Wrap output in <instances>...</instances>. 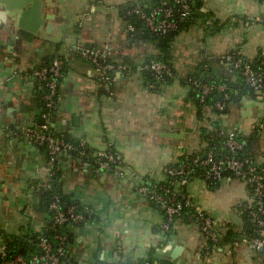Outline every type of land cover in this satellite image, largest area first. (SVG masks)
<instances>
[{"label":"crops","instance_id":"0c3cea01","mask_svg":"<svg viewBox=\"0 0 264 264\" xmlns=\"http://www.w3.org/2000/svg\"><path fill=\"white\" fill-rule=\"evenodd\" d=\"M40 35L20 28L8 17L0 20V245L5 235L30 239L50 223L39 206L32 186L49 181L47 150L8 133L39 126L44 118L43 85L34 71L55 55L66 62L60 86L58 109L49 123L54 135L85 140L93 156L113 148L135 176L120 178L111 171H96L94 161L77 153L59 157V189L89 206L88 223L70 224V261L62 264H119L164 256L160 250L171 243L182 247L178 264H264V254L250 244L238 242L211 250L201 228L182 216L176 218L167 236L165 215L138 184L168 181L166 169L185 157L205 154L204 128L221 126L227 132L249 136L264 120V89L255 95H237L229 112L217 116L202 110L190 85L203 64L213 78L228 79L241 86L223 56L241 50L249 62L263 61L264 0H232L225 21L203 31L194 24L182 31L172 46L176 76L158 90H150L139 72L119 75L109 87L101 86L93 65L76 52L77 45L93 46L112 61L140 66L156 53L154 45L132 41L124 9L141 0H46ZM205 9V8H204ZM5 10L0 5V13ZM45 120V119H44ZM20 139V141H16ZM254 159L264 162V137L254 141ZM184 190L197 207L225 232L243 229L244 207L251 190L242 180H222L209 185L195 177Z\"/></svg>","mask_w":264,"mask_h":264},{"label":"built area","instance_id":"2783aa9c","mask_svg":"<svg viewBox=\"0 0 264 264\" xmlns=\"http://www.w3.org/2000/svg\"><path fill=\"white\" fill-rule=\"evenodd\" d=\"M92 7H95L99 0H88ZM206 12L205 9H203ZM193 13V6L190 0H159L156 7L146 11L144 7L137 5L127 11L128 15H138L145 28L154 33H167L175 31L179 23L189 19ZM264 21V17L259 19ZM129 33L135 32L137 27L131 23L127 24ZM76 52L78 55L90 62L95 71L97 82L103 87H109L117 81L119 75H127L131 72V67L125 63L116 62L108 59L107 55L93 46L77 45ZM64 59L57 56L50 65H44L34 71L35 76L43 85V102L46 107L44 113L45 124L43 126H27L21 130H12L8 133L9 137L28 138L29 142L38 144L47 150L48 155V177L49 181L37 183L32 186L34 192L40 193L44 190L53 189L51 177L60 171L58 164L59 157L64 152L77 153L82 158L90 159L91 147L85 140L70 141L54 135L50 130L49 120L52 114L58 109L60 102V80L63 78ZM222 62L231 68L241 72L244 83L253 89L256 93L264 89V69L254 66L248 62L241 50L227 53L222 58ZM139 71H148L157 80V83L150 82L147 84L148 89L157 90L166 82L176 76L173 67L165 62L151 60L142 63ZM158 83H161L158 87ZM158 84V85H157ZM192 89L198 94L201 102H204L209 96L216 95L218 100L214 109L218 111L219 116L227 107V101L230 99L228 86L225 83L206 82L201 78L194 77L190 79ZM220 95V97H218ZM211 139L216 136L225 135L226 146L231 151L243 149L246 144L238 139L237 131L224 132L217 129L212 130ZM261 136L264 137V130H261ZM96 171H111L120 178L135 176L129 171L119 154L112 148L108 147L100 151L94 157ZM192 167L202 170V177L209 185H214L222 180L239 179L246 183L251 190L250 203L245 205L251 218L253 233L243 237L240 241L250 244L256 251L264 253V167L253 161L251 157L237 158L229 154H218L213 149L205 155H196L189 161L183 163L181 167H171L166 169L167 176L179 178V183H173L170 186H160L159 184H138L136 190L145 195L155 205H157L165 215L164 229L169 230L176 218L184 215L185 210L193 209L191 220L201 228L205 238L213 243V249L219 246L221 235L217 228V222L214 218L206 214L186 192L180 189L186 186L192 179L194 171ZM174 186V187H173ZM52 213V228L60 229L68 222L88 223L91 209L85 207L84 212H78L76 206L71 205L66 209L62 206L60 198L56 195L50 203ZM59 239L57 246L46 237H42L38 243L39 252L30 257L22 253L11 254V250L6 243L0 245V264H62L70 261L71 255L66 249L65 237L56 236ZM234 242V244L240 242ZM171 248L166 244L160 250L166 253ZM137 264V263H132ZM143 264H157L145 260Z\"/></svg>","mask_w":264,"mask_h":264},{"label":"trees","instance_id":"16d2710c","mask_svg":"<svg viewBox=\"0 0 264 264\" xmlns=\"http://www.w3.org/2000/svg\"><path fill=\"white\" fill-rule=\"evenodd\" d=\"M158 1L159 0H141V1H138L135 3H131L130 5L125 7L124 12H125V16L127 17V22L131 23L137 27V30L135 32L130 33L132 41L149 43V44L154 45V47L156 49V53L154 55H152V57H150V59L148 61L158 60L161 62H165L169 66L173 67L172 53L171 52H172V46H173V42H174L175 38L182 31L186 30L188 27L192 26L193 24H195L197 22H199L201 25H205L207 28H212L218 23V21L213 18V16L211 15V12H209V11L204 12L203 11V9L205 8L204 7L205 0H190L192 3V6H193V13H192L191 17L189 19L185 20L184 22L179 23V27L177 30L169 31V32L164 33V34L163 33H154L152 31H150L149 29L145 28L143 21L141 20V18L138 15H135V14L128 15L127 14L128 10L132 9L134 6H137V5L144 7L146 11L151 10L152 8L156 7V5L158 4ZM56 57L57 56H55V55L49 57L46 60L45 65H50ZM108 59H110V58L108 57ZM64 61H65V59H64ZM148 61H146V62H148ZM146 62H144V63H146ZM64 63L65 64H64L63 74L65 75L66 62H64ZM121 63H125V64L129 65L131 67L130 69L132 72L134 71V72H139L140 74H142L145 81H146V84H148L150 82L151 83L152 82L157 83V80H155V78L151 75L150 72H148V71L140 72L139 66L133 64L132 62L127 61V62H121ZM250 63L254 66L261 67V65H259V64H261V61L250 62ZM262 67H263V64H262ZM263 69H264V67H263ZM232 70L236 73V75L238 77V81H239V83H241V86L236 84V83H233L232 81H230L228 79L213 78L210 74L211 68H210L209 64H207V63L203 64L202 68L200 69V73L197 75L198 78H201L202 80H204L206 82L227 84L228 91L230 93V99L227 101L228 104H227L226 109L223 111V116H225L229 112L231 105L236 100V97L238 94L239 95L247 94V93L252 94V95L256 94V92L253 89H251L250 87H248L244 83L241 72L237 69H234V68H232ZM62 80H63V78L60 80V86H61ZM169 82H171V80H169L166 83H169ZM158 84H157L158 87L161 86L160 85L161 83H158ZM59 93H60V88H59ZM194 95H195L196 100L199 104V107L202 110L211 109V110H213V112L217 116H219L218 111L214 109V105L218 100L216 95L209 96L204 102L200 101V98L198 97V94L195 91H194ZM214 129H217L219 131H224L227 133V131H225L224 129L221 128V126H218V125L212 126L211 128H204L203 129V131H204L203 137H204V140L207 141V143H208L206 153L209 152L211 149H213L215 151V153H218V154H229V155H233L237 158L251 157V159L253 161H256L254 159V156L252 153V146H253V143L255 140L262 137L261 136V130H264V120L260 121L256 125L254 131L249 136L243 135V134L237 132L238 139L241 142L246 141V144L243 147V149L236 150V151H231L226 146L227 136H225V135L216 136L214 139H211V133L213 132L212 130H214ZM50 130L52 132L51 128H50ZM112 150H113V148H112ZM205 154L199 153V155H205ZM196 155L197 154L189 155V156L185 157L184 159H182L181 163H179L177 165L170 166L168 168L181 167V165L183 163L189 161L191 158H193ZM90 160L94 161V156H93L92 152H91ZM259 164L264 167V162L259 163ZM191 170L194 171L192 178H195V177L203 178L201 175V173H202L201 169L192 167ZM60 172L61 171L56 172V174L54 176H52L50 179L53 189L44 190L40 193L35 194V197L38 199L40 208H42V210H44L45 212H47L50 215V223H49L48 227L39 234L31 235L30 239H24V237H21L20 235H5L4 243H6L9 246L12 255H14L16 253H20V250H22L21 253L26 257H30L31 255L38 253L40 251L38 248V243L42 237L48 238L53 243L54 246H57L59 243V239L56 238L57 235H61V236L65 237L66 249L70 253L71 235L67 232V226L70 224H77L79 226H82V225H84V223L68 222L65 225H63L60 229L54 230L52 228V226H53L52 213L50 211L49 206H50V203L54 200V197L56 195L60 198L61 204L65 209L68 206L74 205V206H76L78 212H84L86 205L79 203L78 201L74 200L71 196L66 195L62 190L59 189L58 175L60 174ZM172 182L173 183H179L180 177L174 178V177L168 176V181L161 183L159 185L160 186H170L172 184ZM184 188H185V186L180 187V189L185 191ZM192 214H194V210L193 209L192 210L187 209V210H185L183 216L186 217L187 219H190V221H192L191 220ZM243 216H244V220H245V225H244L243 229H241L240 231H236L232 226L228 227V229H226L225 232H223V231L221 232L220 229H218L219 234L221 235L218 247H224L225 245L233 244L234 242L240 241L243 237L248 236L250 233H253L251 218H250V215L248 213V209H245V207H244ZM171 227H172V225H171ZM171 227L167 232L168 237L170 236ZM209 246H210L209 248L211 250H213L214 246H213V243L211 241H209ZM147 260H149L151 262H155V260L153 258H149ZM67 262H69V260ZM132 263L143 264L144 260L140 261V262H134L133 261V262L119 263V264H132ZM97 264H104V263L98 262Z\"/></svg>","mask_w":264,"mask_h":264},{"label":"water","instance_id":"95a60500","mask_svg":"<svg viewBox=\"0 0 264 264\" xmlns=\"http://www.w3.org/2000/svg\"><path fill=\"white\" fill-rule=\"evenodd\" d=\"M0 5L5 6V10L0 13V20L6 22L8 17H11V21L14 22L18 27L23 28L24 22L27 20L31 21L33 28L29 30L30 32L40 35V28L44 26L46 18V11L49 8V3L46 0H0ZM220 97V95L218 96ZM47 109L42 108V113ZM37 124L43 126L45 124L44 118L41 116L36 120ZM26 142H29L28 138H24ZM20 141V139H16ZM67 155L71 152H64ZM80 156V155H79ZM171 246L169 249L172 250V244L168 243ZM182 247H175L173 251L168 254L163 253L164 256L158 259V264H178L177 258L182 252ZM22 250H20V253ZM162 252V251H161Z\"/></svg>","mask_w":264,"mask_h":264},{"label":"rangeland","instance_id":"374dc122","mask_svg":"<svg viewBox=\"0 0 264 264\" xmlns=\"http://www.w3.org/2000/svg\"><path fill=\"white\" fill-rule=\"evenodd\" d=\"M232 0H205V10L211 12L214 19L218 18L221 21H225L229 16V10L232 9ZM194 28L203 31V35L206 32L205 25H201L199 22L195 23Z\"/></svg>","mask_w":264,"mask_h":264}]
</instances>
